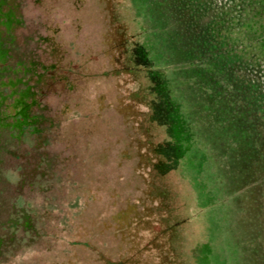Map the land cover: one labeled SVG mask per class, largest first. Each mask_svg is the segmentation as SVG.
Wrapping results in <instances>:
<instances>
[{"label": "rangeland", "instance_id": "obj_1", "mask_svg": "<svg viewBox=\"0 0 264 264\" xmlns=\"http://www.w3.org/2000/svg\"><path fill=\"white\" fill-rule=\"evenodd\" d=\"M8 9L0 264H264V0Z\"/></svg>", "mask_w": 264, "mask_h": 264}, {"label": "trees", "instance_id": "obj_2", "mask_svg": "<svg viewBox=\"0 0 264 264\" xmlns=\"http://www.w3.org/2000/svg\"><path fill=\"white\" fill-rule=\"evenodd\" d=\"M8 6V0H0V184L2 182V176L4 174V164L7 154L10 153V147L13 142L16 144L23 143V137L25 133V127L28 125L31 127L29 133L35 134L40 131L38 125L40 124L39 118L33 114L31 116L30 109L35 106V101L28 103L34 95V92L30 91L29 88L25 87V82L22 79H16L14 85L24 86L23 89L15 91L11 94L4 93L5 87L8 86L9 72H19V62L16 64V68L10 70L7 66V60L9 58V49L7 47L8 40L10 41V31L13 26L17 23V20L13 17L11 10H6ZM35 64L31 63L23 72H34ZM10 95H14L15 98L9 102ZM6 191L5 188H0V195ZM4 200L0 201V208L3 206ZM2 205V206H1ZM2 212L0 209V227H3L6 223L2 220ZM24 229L34 230L35 226L30 223V220L26 219L24 223ZM12 244V238L6 240L3 236H0V252L4 247Z\"/></svg>", "mask_w": 264, "mask_h": 264}]
</instances>
